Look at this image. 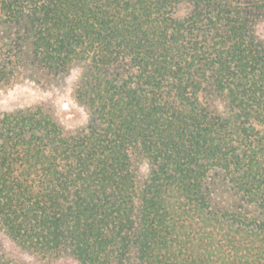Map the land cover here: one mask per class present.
<instances>
[{
	"label": "trees",
	"instance_id": "trees-1",
	"mask_svg": "<svg viewBox=\"0 0 264 264\" xmlns=\"http://www.w3.org/2000/svg\"><path fill=\"white\" fill-rule=\"evenodd\" d=\"M261 24L264 0H0V52L90 66L74 132L0 114V232L79 264H264Z\"/></svg>",
	"mask_w": 264,
	"mask_h": 264
},
{
	"label": "rangeland",
	"instance_id": "rangeland-1",
	"mask_svg": "<svg viewBox=\"0 0 264 264\" xmlns=\"http://www.w3.org/2000/svg\"><path fill=\"white\" fill-rule=\"evenodd\" d=\"M186 7L187 4L183 3L179 13H184ZM21 23L18 22L16 27H20ZM258 33L264 37V24L258 26ZM3 36H0V47L4 45L10 47L9 43L12 41L6 40ZM28 42L30 40L22 44L25 47V56L20 62L11 55L8 56L7 51L0 52L1 72L10 71L8 80L4 78L0 80V114L15 111L23 113L29 109H38L41 115L51 117L63 130L74 132L76 128L86 123V111L78 102L76 94L79 91L83 92L84 83L90 74V66L87 65L89 60H72L55 72L33 61L26 47ZM145 169L146 165L142 164L139 171L144 172ZM227 199L228 197L224 200ZM0 249L1 260L8 259L13 264H79L68 255L59 257L32 255L2 232Z\"/></svg>",
	"mask_w": 264,
	"mask_h": 264
}]
</instances>
